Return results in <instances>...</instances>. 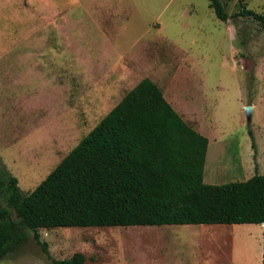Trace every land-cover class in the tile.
<instances>
[{
	"label": "rangeland",
	"instance_id": "374dc122",
	"mask_svg": "<svg viewBox=\"0 0 264 264\" xmlns=\"http://www.w3.org/2000/svg\"><path fill=\"white\" fill-rule=\"evenodd\" d=\"M220 1L226 22L208 0H0L2 171L30 193L147 78L208 139L205 183L264 174V31L235 16L241 3L264 16V0ZM37 234L47 253L26 230L25 246L0 264H52L77 252L85 264H263L256 224Z\"/></svg>",
	"mask_w": 264,
	"mask_h": 264
},
{
	"label": "trees",
	"instance_id": "16d2710c",
	"mask_svg": "<svg viewBox=\"0 0 264 264\" xmlns=\"http://www.w3.org/2000/svg\"><path fill=\"white\" fill-rule=\"evenodd\" d=\"M208 2L226 22L222 2ZM235 16L264 31V16L245 4ZM208 144L154 82L142 79L30 193L0 168V199L8 207L0 206V261L25 246L26 230L47 253L39 229L264 224V174L205 183ZM85 261L77 252L52 264Z\"/></svg>",
	"mask_w": 264,
	"mask_h": 264
},
{
	"label": "bare ground",
	"instance_id": "6f19581e",
	"mask_svg": "<svg viewBox=\"0 0 264 264\" xmlns=\"http://www.w3.org/2000/svg\"><path fill=\"white\" fill-rule=\"evenodd\" d=\"M264 226V225H263ZM104 232V231H103ZM110 234V233H109ZM176 234V233H175ZM197 234H199V233H197ZM177 236H178V234H176ZM226 235H228V234H226ZM109 236V235H108ZM171 236V235H170ZM196 236V235H195ZM199 236V235H198ZM229 236V235H228ZM197 237V236H196ZM192 238H194V237H192ZM202 238V237H201Z\"/></svg>",
	"mask_w": 264,
	"mask_h": 264
},
{
	"label": "crops",
	"instance_id": "0c3cea01",
	"mask_svg": "<svg viewBox=\"0 0 264 264\" xmlns=\"http://www.w3.org/2000/svg\"><path fill=\"white\" fill-rule=\"evenodd\" d=\"M261 225H263V224H261Z\"/></svg>",
	"mask_w": 264,
	"mask_h": 264
},
{
	"label": "water",
	"instance_id": "95a60500",
	"mask_svg": "<svg viewBox=\"0 0 264 264\" xmlns=\"http://www.w3.org/2000/svg\"><path fill=\"white\" fill-rule=\"evenodd\" d=\"M264 225V224H263Z\"/></svg>",
	"mask_w": 264,
	"mask_h": 264
}]
</instances>
